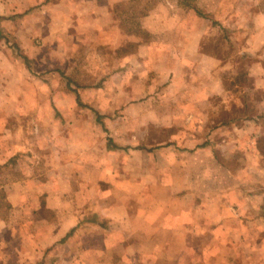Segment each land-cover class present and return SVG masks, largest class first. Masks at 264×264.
<instances>
[{
  "label": "rangeland",
  "instance_id": "374dc122",
  "mask_svg": "<svg viewBox=\"0 0 264 264\" xmlns=\"http://www.w3.org/2000/svg\"><path fill=\"white\" fill-rule=\"evenodd\" d=\"M32 1L33 8L48 7L47 21L56 9L64 15L73 11L70 0ZM73 1L78 13L59 25L56 20L52 27L59 29L46 42L35 36L33 45L24 42L23 48L16 35L18 21L31 8L8 16V25L0 28V68L6 69L0 75L2 96L13 90L19 97L24 88V97H39L40 111L55 120L38 128L42 145L55 142L54 170L44 155H39L37 168L30 166L38 126L7 123L12 137H0V213L11 223L10 232L0 236L8 245L2 251L12 254L9 264H20V255L46 258V264H218L231 255L242 257L234 234L219 233V226L206 217L216 215L223 209L216 206L223 204L234 213L235 205L214 199L243 183L236 177L247 178V157L234 149L246 141L245 121L264 116V88H253L249 75L260 60L264 32L247 42L256 27H264V0H195L221 26L211 31L209 19L181 6L183 20L189 22L185 33L182 26L164 25L155 34L142 26V19L159 4L179 0ZM92 13L100 19L81 17L72 23L77 15ZM195 15L203 22L196 23ZM203 30L211 37L206 47L223 58L216 72L198 67L193 54L182 59L173 56L174 49H139L154 42L173 46L177 33L193 44ZM183 60L189 61L187 69L178 65ZM221 83L224 92L205 95L207 88ZM32 108L28 103L26 115ZM13 109L22 113L18 105ZM22 126L28 127L25 133ZM109 139L119 148L110 147ZM14 144L20 148L9 158ZM255 145L264 152V136ZM259 164L248 171L254 181L264 178ZM31 177L39 184L54 177L55 189L68 193L61 217L45 207V194L38 199L40 211L32 226L30 218L11 215L4 185ZM35 190L30 187L29 195ZM72 221L75 225L66 233ZM50 223H56L54 234L46 233ZM35 243L48 246L33 253L26 245Z\"/></svg>",
  "mask_w": 264,
  "mask_h": 264
},
{
  "label": "crops",
  "instance_id": "0c3cea01",
  "mask_svg": "<svg viewBox=\"0 0 264 264\" xmlns=\"http://www.w3.org/2000/svg\"><path fill=\"white\" fill-rule=\"evenodd\" d=\"M35 1V0H34ZM72 2H75L73 0H70ZM79 1V0H78ZM88 2V0H85ZM112 0H108V2L111 3ZM71 2V9H73L72 12H70L67 15H64L62 13V9L57 10L55 13V17L53 19H50L47 21L46 15L48 12V7L47 6H42L40 9L33 8V1L32 0H0V28L4 30L3 28H6L8 23L6 22V18L8 16L16 15L17 11L19 9H24L27 10L31 8V12L27 13V15L24 16L23 19H20L19 25L20 27L18 28V33L16 34L17 37L19 38V41L22 42V46L24 48L23 43L25 44H32V38L35 36H40V38L44 42L47 41L48 36L49 40L52 37V34L56 32L59 28H53L52 25L55 24L56 20L58 22L56 25H59V21H69L72 19V16L76 15L78 13V4L72 3ZM82 4V0H81ZM87 4H84L83 6H86ZM24 6V8L22 7ZM179 2L173 3L167 2V3H161L159 4L156 8H154L148 16L144 17L142 19V26H144L147 30L152 32L153 34L155 33H161L163 30H160V26H171V27H178L180 29V26H182V33H185L186 30V25L189 26V22L183 20L182 12H184V8H180ZM176 10V14L174 12H170L171 10ZM189 10V9H188ZM76 12V13H75ZM22 12L21 14H23ZM44 14V16H43ZM191 14V13H190ZM20 15V14H19ZM111 16H107L108 18ZM196 16V15H195ZM84 17L85 19H89L90 17L93 18L94 20L100 19V16L98 15H93L89 14L87 16L81 15L80 17L77 15L76 20L74 19V23H79L80 18ZM79 18V19H78ZM255 18V17H254ZM110 20V19H109ZM109 20L107 21L109 23ZM202 21V18L197 17L195 18V22ZM47 21V22H46ZM203 22V21H202ZM71 23V24H72ZM106 23V24H108ZM197 23V22H196ZM264 24V23H263ZM70 25V24H67ZM247 25H249L247 23ZM3 26V27H2ZM10 27V24H9ZM257 30H253L252 33L253 35L251 36V40L249 39L247 42H253L256 40L262 32H264V27H256ZM62 29V28H61ZM60 29V30H61ZM63 30V29H62ZM119 30V29H118ZM47 31L48 34H45ZM49 31V32H48ZM119 30V34H120ZM205 34V30L200 32V35L195 37L194 43L192 44L190 39L185 38V35H179V33L176 34V39L177 43L175 45H170L167 47H164V43H159V42H154L150 44H144L139 47L141 51H144L147 53V49L150 47L154 48L152 46L157 47L158 50H164L166 49L168 52L173 51L177 52V54H171L174 57L178 55L180 58L184 59L186 57H190L191 54H193L194 57L199 58L197 61L198 64L197 66L199 67L200 64H202L203 67L209 68L210 72H216V68L222 67V60L218 57L209 55L207 53H204L201 51L200 45L202 42V38ZM45 44V43H43ZM262 47L258 48L260 49L261 55H260V60L252 64L250 67V73L249 75L252 78V86L253 88H264V76L263 73H259L260 71L264 72V65L260 61L261 59H264V40L261 43ZM41 46H39V51H40ZM255 48V47H254ZM247 50H252V47L247 48ZM141 53V52H140ZM28 55H30L28 53ZM192 57V56H191ZM174 61V60H173ZM172 61V64H173ZM178 65L182 66V68H188L187 66H190L189 61L183 60L182 63H178ZM16 68V67H14ZM17 69V68H16ZM6 69H1L0 68V75L5 74ZM18 70H24L18 68ZM257 70H260L257 73ZM187 72V70H185ZM3 84L0 83V126L4 122L5 124L7 123H19L21 124L22 122L27 121L28 123H33L37 127V133L36 136L34 137V141H32V144L30 146V151L32 152V158L30 159V166L32 168H37L39 164L41 163L42 160H40L39 155H44L46 158V162L48 165H50L51 169L54 170V167L51 165L55 164V156L53 157L56 149H55V142L52 140L51 146H45L42 145L43 141L39 137V127L42 126V124L46 123L48 119L50 118V121H55L54 120V115L50 114L49 116L45 115L43 112L40 111V106H41V100L39 97L27 99L25 96V93H23L24 88H20L22 91L19 95V97L15 96V92L11 90V96L5 95V97L2 96V91H3ZM225 88L223 83H221L217 87H211L207 88L205 90V95L206 96H211L216 93L224 92ZM17 101V102H16ZM44 102V101H43ZM28 103L31 106H34V108L31 109V112L26 115V110ZM264 104V103H263ZM6 105L7 107L11 105V108H6L4 110L2 106ZM18 105L19 110L22 111L20 113H15V109H13V106ZM9 120H14V122H8ZM21 122V123H20ZM244 125V128H247L246 130L244 129L246 133V141L242 143L240 141V145H237L236 148L234 149L236 154H245L247 157V163H245V167L247 170L246 174V179H244V176H239L236 177V180H241L243 183H235L233 184L232 187H230L227 191H229L226 195H218L216 197L215 202H226V203H231V205H235L234 208V213H230V210L227 209L225 210V205L221 206H216L217 209H220L221 207L223 209H220L216 215L210 216L208 215L206 217V221L210 222V224H216L215 226H219V233H232L234 234L235 238L237 239L238 242V251H240V255L242 257H236L235 255H231V257L227 258L226 262H218V264H264V178L262 180L256 179L255 181L249 177V169H254L257 170L259 169V163L262 161L263 163V168L262 172H264V152L259 151L256 148V138L257 137H262L264 136V116L263 117H255L254 119H249L246 120ZM252 125V129L254 131L249 130V126ZM20 126V125H19ZM16 124H14V127H19ZM23 128V133H25V130H28V127ZM32 126H30V129ZM2 132H7V136L3 133H1L0 137L1 138H10L11 136V131L12 128L10 126L5 125L2 129L0 128ZM250 132V136H249ZM257 132H261L262 134H258ZM22 133V134H23ZM237 144V143H236ZM17 147L20 148V146H16L14 144L12 151L10 152V155L8 156L11 158V156L17 154L16 150ZM209 147L207 146L204 148V150L208 151ZM212 147H210L211 149ZM245 148V149H243ZM201 152V151H200ZM24 162V160H22ZM62 161V159H61ZM69 161L72 162V158H69ZM1 162V160H0ZM44 162V161H43ZM44 162V163H46ZM51 179H47L44 182L35 181L36 179L31 177L30 179H22V180H10L7 181L6 184L4 185L5 187V192H6V201L7 204L10 205L8 209H10L12 214L14 216L17 215V217L21 218L22 220L26 219L27 217L31 219V226L34 224L33 219L38 218L37 212L40 211V203H39V197L40 195L45 194V207L49 210H54L56 211L57 215L59 217L62 216V206L61 202L65 203V209L68 208L66 202L69 200L68 193L66 194L65 192L62 191V189H55V180L54 177H50ZM36 186V190L29 195V188ZM41 187V189H40ZM62 191V192H61ZM42 192V193H41ZM34 209H31V208ZM54 211H50L51 213ZM61 213L59 214L58 212ZM71 214V213H69ZM72 217L74 216L71 214ZM13 216V215H12ZM26 216V218H25ZM227 218H230V223H228ZM146 222H148L147 219H145ZM56 223H50L48 227V234H54L57 227H55L54 231L52 232L51 230L55 226ZM169 224V222H168ZM11 225L9 216L7 218H4L1 216L0 213V234H3L4 231H9L10 232V227ZM75 225V221L70 223L68 228L65 230L67 233L70 228H72ZM30 234H32V229L28 230ZM12 233H14L12 231ZM64 232L58 235L60 236L63 235ZM150 233H153L152 231ZM251 235H254V240L251 239ZM38 236V235H37ZM30 242H34V240L30 239ZM36 245H31L28 244L26 245L27 248H31L33 250V253H36V250L38 249L39 252L44 248H46L48 245L44 243H35ZM2 242V237L0 236V264H9L10 263V258L12 256L9 255V251L7 253H4L2 251V248L6 246ZM221 247V245L219 244ZM141 247H144L141 245ZM140 247V248H141ZM8 249V245H7ZM239 255V256H240ZM20 264H46V258L40 259V257H30L27 255L24 257L23 255L19 256Z\"/></svg>",
  "mask_w": 264,
  "mask_h": 264
},
{
  "label": "trees",
  "instance_id": "16d2710c",
  "mask_svg": "<svg viewBox=\"0 0 264 264\" xmlns=\"http://www.w3.org/2000/svg\"><path fill=\"white\" fill-rule=\"evenodd\" d=\"M180 6L184 7V8H187V9H191V10H194L196 12V14L200 17H204V18H207L211 21V24H210V28L212 29L211 31L215 30L218 26H221L219 22L217 21H213V19H211L208 15V13H206L205 11H203L202 9H200L197 5V3H195V0H179L178 1ZM210 33H207L204 35V39H203V43H204V53H207L209 55H212V56H215V57H218L220 58V55L211 51V49H208L206 46L208 44V40L211 39ZM213 36V35H212ZM215 37V36H213ZM19 46V45H18ZM19 48V47H18ZM25 62L28 61V57L27 56H21ZM223 59V58H221ZM109 145L110 147L114 146L116 148H119V146L115 145L112 141V139H109ZM8 207H10L9 204H7Z\"/></svg>",
  "mask_w": 264,
  "mask_h": 264
}]
</instances>
